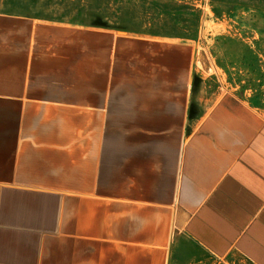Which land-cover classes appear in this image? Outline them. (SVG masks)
Returning a JSON list of instances; mask_svg holds the SVG:
<instances>
[{
  "label": "crops",
  "instance_id": "crops-1",
  "mask_svg": "<svg viewBox=\"0 0 264 264\" xmlns=\"http://www.w3.org/2000/svg\"><path fill=\"white\" fill-rule=\"evenodd\" d=\"M215 69L0 15V264H264V113Z\"/></svg>",
  "mask_w": 264,
  "mask_h": 264
},
{
  "label": "rangeland",
  "instance_id": "rangeland-1",
  "mask_svg": "<svg viewBox=\"0 0 264 264\" xmlns=\"http://www.w3.org/2000/svg\"><path fill=\"white\" fill-rule=\"evenodd\" d=\"M0 15H33L69 34L180 36L224 73V91L264 113V0H0Z\"/></svg>",
  "mask_w": 264,
  "mask_h": 264
}]
</instances>
